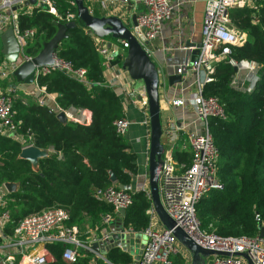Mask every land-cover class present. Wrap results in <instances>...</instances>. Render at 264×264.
<instances>
[{"label":"trees","instance_id":"trees-1","mask_svg":"<svg viewBox=\"0 0 264 264\" xmlns=\"http://www.w3.org/2000/svg\"><path fill=\"white\" fill-rule=\"evenodd\" d=\"M53 2L58 16L35 4L30 10L25 6L17 9L18 29L35 30L23 49L25 55L36 56L55 35L58 23H65L68 13H76L69 0ZM251 2L232 7L229 12L234 27L247 35L246 41L231 46L230 54L215 64L212 80L203 85V94L217 97L226 113L225 119L209 118V129L219 150L217 176L223 188L204 194L196 204V215L203 229L222 236L251 237L259 233L260 226L264 228V0ZM98 38L111 46L117 44L111 35H88L79 24L66 30L55 49L74 68L85 69L89 85L60 70L36 78L37 85L54 94L62 109H88V124L61 122L47 102L25 101L13 92V118L20 138L0 134V186L6 182L16 184L14 191L6 192V206L0 207V212L9 211V220L2 229L7 237L24 216L55 206L69 210L68 225L79 226L87 217L92 228L102 230V216L112 213V207L95 198V189L130 185L137 174L135 153L129 150L124 135L115 131L113 122L125 116L124 105L116 90L103 83L104 60L95 42ZM229 59L257 64L260 80L254 91L230 86L234 70ZM4 60L0 41V62ZM113 62L121 66L123 58L117 55ZM0 84L3 89L13 88L17 84L15 75L0 80ZM23 141L48 151L38 159L35 169L18 156ZM174 157L190 164V151H176ZM109 171L115 174V183L110 182ZM128 192L131 203L122 218L123 226L141 232L149 223L146 211L151 200L140 188ZM2 241L0 236V244ZM47 248L52 255L48 264H106L85 250L79 251L74 262H67L62 259L64 245L60 242L47 244ZM105 257L113 263L133 261L129 252L117 247ZM172 262L188 264L180 253L172 257Z\"/></svg>","mask_w":264,"mask_h":264},{"label":"built area","instance_id":"built-area-1","mask_svg":"<svg viewBox=\"0 0 264 264\" xmlns=\"http://www.w3.org/2000/svg\"><path fill=\"white\" fill-rule=\"evenodd\" d=\"M25 1L28 0H0V26L2 29L12 26L20 46L19 58L15 63L6 60L0 62V80L7 79L19 63L32 58L25 55L23 49L35 30L20 31L17 27V9L24 6ZM84 1L87 3L93 0ZM96 1L101 4L105 12L114 11L115 15L129 26L131 16L125 7L131 0ZM194 2L195 0H139L143 9L134 13L136 26L131 25V29L135 33L136 29L139 30L143 37L141 45L150 57L149 43L160 35L164 23L175 11H186ZM69 3L75 8L74 0H69ZM251 3V0H205L199 54L193 64L187 67L192 77L191 86L193 88L187 98L175 97L171 94V86L168 85L167 77L160 68H157L159 95L164 102L175 108L188 105L195 115V118L191 120L183 115L174 116L166 126H162V135L166 142L162 155L163 165L158 178L160 201L175 227L182 229L200 247L224 253L214 254L208 264H264V236H260L259 233L251 237L222 236L203 229L196 215V204L200 198L213 189L223 188L217 176L219 150L209 129V118L225 119L226 113L217 97L203 94V85L212 80L215 64L230 54L231 46L242 45L247 39V35L237 30L231 23L230 9ZM35 5L58 16L53 0H36ZM68 21H75L77 25L81 24L74 12L66 15L65 22ZM95 42L104 60V70L110 73L108 77H104L103 83L113 88L117 80H120V74L123 71L128 74L126 70L119 68L113 62L117 55L124 58L128 43L118 39L117 44L111 46L100 38L95 39ZM52 58L51 64L38 67L35 71L32 84L44 95L39 103L43 104L46 99H49L52 102L50 109L56 114L62 111L70 121L88 124L91 118L88 109L78 107L62 109L57 104L54 94L47 93L44 87L37 85L36 78L39 74H46L53 70H60L77 81L89 85L85 69L74 68L71 62L59 57L55 52ZM228 62L236 67L230 86L239 91H254L260 80L257 64L246 59L238 62L229 59ZM177 73H186V69L178 68ZM184 89V86L180 87V90ZM13 92L12 87L0 91V134L20 138L16 133L17 123L13 118ZM126 93L130 99L137 102L136 93L132 91ZM143 96L145 100H139V103L148 110L145 91ZM113 124L116 133L125 135L130 123L123 116L116 119ZM179 135H184L183 140L188 145L191 154L189 165L177 161L174 157L172 137ZM31 144L29 141H23L21 149ZM141 190L151 200L148 185L143 186ZM5 195L0 192V207H5L7 204ZM94 196L98 201L112 207V213H105L102 216L101 222L104 226H108L111 220L120 217V210L126 209L131 203V195L128 191L113 186L95 189ZM146 212L150 219L147 227L141 231L146 239L143 242L139 260L133 258L130 263H113L105 256L92 251L91 243L81 240L78 225L67 224L70 212L65 207L43 208L24 216L14 227L11 237L5 236L2 232L9 220L8 209H3L0 212V236L3 239L0 244V264H48L52 255L47 244L55 242L64 245L62 259L67 262H74L79 251L85 250L92 253L95 258L102 259L106 264H173L172 257L179 253L183 255L182 252L186 250L178 243L171 229L162 225L161 228L155 229V226L161 223L152 204ZM258 217L259 215L256 214V218ZM124 232L134 233L126 227H124Z\"/></svg>","mask_w":264,"mask_h":264},{"label":"water","instance_id":"water-1","mask_svg":"<svg viewBox=\"0 0 264 264\" xmlns=\"http://www.w3.org/2000/svg\"><path fill=\"white\" fill-rule=\"evenodd\" d=\"M200 1V0H199ZM199 1L196 3H199ZM36 0H28L24 2V6L35 4ZM76 14L83 27L86 28L88 35L104 37L111 35L115 39H122L128 43L126 54L123 58L121 68L128 72L131 79L142 82L147 99L148 121H149V148H148V189L153 209L161 223L167 229H171L178 243L190 255V264H205V260L214 254H224L215 252L211 249H205L196 244L182 229L175 227L173 220L165 212L159 197L158 178L162 169V155L165 146L162 142V123L160 121V99H159V75L157 73V65L151 59L149 54L141 45L143 37L138 29L136 33L126 25L117 15L96 16L91 13L89 7L84 0H74ZM202 10H204L205 0H201ZM199 3V4H200ZM130 4V3H129ZM16 9V7H14ZM136 15L133 14L131 21L136 26ZM202 19L198 29V39H191L184 43V47L190 50L188 67L197 59L199 47L202 41ZM77 26L75 21L58 23V29L55 35L46 43H44L40 52L30 60L19 63L13 74L17 81L23 84H32L35 79V71L38 67L48 65L53 62L52 55L58 46L59 41L65 36L68 29ZM1 51L7 62L15 63L19 58L20 46L14 33L12 26L0 30ZM236 71V67L233 66ZM181 74H171L168 76V83L173 85L181 81ZM56 118L61 122L70 121L61 111L56 114ZM48 154L46 149H40L31 144L23 147L18 156L30 162L33 169L38 166V159ZM135 176H133V179ZM109 180L116 182V176L109 171ZM4 186L8 192L15 190L14 182H6ZM118 188L126 191L131 190L130 185L118 184ZM126 209L120 210V217L111 220L108 223L109 233L105 234L101 239L93 241L90 245L92 251L106 256V253L114 247L120 248L122 251L129 252V244L132 239V233L124 232L122 217L125 215ZM260 236H264V228L260 226ZM141 251L138 253L140 254ZM130 253V252H129ZM136 260H139L137 256Z\"/></svg>","mask_w":264,"mask_h":264},{"label":"crops","instance_id":"crops-1","mask_svg":"<svg viewBox=\"0 0 264 264\" xmlns=\"http://www.w3.org/2000/svg\"><path fill=\"white\" fill-rule=\"evenodd\" d=\"M198 1L199 0H195L191 8H188L186 11H175L172 14L171 18L164 23L160 35L149 43V47L151 50V59L157 65V68H160L163 71L167 79L171 74H178V68H182V70L186 69V73L181 74L182 77L180 82L173 85L168 84L171 86L170 93L175 97L187 98L193 89L191 86L192 77L187 69L190 50L184 47V43L193 38L198 39V29L201 25V14H203L202 5L200 3L201 0L199 1L200 4L198 3L196 6V3ZM32 5L33 4H29L25 7L30 10L32 8ZM87 6L89 7L92 14H95V11L105 12V9L96 0L87 2ZM125 8L132 18V15L143 9V6L139 3V0H131L130 4H128ZM106 14L115 15V12L113 11ZM130 24L134 27L132 21ZM0 30H2L1 26ZM118 67L121 68V66ZM109 74V71L104 70V77H108ZM135 81L137 80L131 79L129 75L123 71L120 74V80L118 79L113 86L114 90H116L123 102L124 115L130 123L124 137L129 146V150L136 155L137 174L135 175L134 179L132 178V183L130 184L131 190L139 188L141 189L143 186L148 185V110L145 107L141 106L139 103V100H145L143 96L144 86L142 82L137 81L138 83H141V86L135 88ZM182 86L185 87L184 90H180V87ZM13 88L17 96H26L27 99L37 100L38 103L44 96L43 93L40 92L34 84H23L17 81L16 86H13ZM5 89H3L0 84V91H3ZM128 91L136 93V103L128 97L126 93ZM22 99L26 100V98L24 97H22ZM45 102H47L50 106L52 105V102L49 99H46ZM162 105H164V109H162ZM179 115H183L185 118L190 120L195 118L192 108L188 105L183 108H175L173 106L167 105L160 96V121L162 123V126H166L172 117ZM183 138L184 135L172 137L174 153L176 151H189L188 145L183 140ZM162 142L165 145L166 141L163 135ZM0 192L4 193V195L6 194V192H8L4 184L0 186ZM78 228L81 240L87 243H92L93 241L101 239L105 234L109 233L108 226H105L102 230L92 228L91 225H84V229H82L80 226H78ZM142 245L143 243L140 245V251L142 250ZM182 253L187 263L190 264V255L187 253V251H183ZM211 257L212 256L208 257L205 260V264H208V261L211 259Z\"/></svg>","mask_w":264,"mask_h":264},{"label":"rangeland","instance_id":"rangeland-1","mask_svg":"<svg viewBox=\"0 0 264 264\" xmlns=\"http://www.w3.org/2000/svg\"><path fill=\"white\" fill-rule=\"evenodd\" d=\"M108 12L109 11H106V12H104V11L103 12H99V11L96 12L95 11V14H99L101 16H106L107 15L106 13H108ZM129 27L131 28V24H129ZM134 86H135V88H138V87L141 86V83H138L137 81H135ZM22 97L27 99L26 96H22ZM25 101H27V100H25ZM163 106L164 105H162V109H164ZM179 142H181V141H179ZM84 225H88V226L91 225V222H90L89 218H87V217L84 218L83 221L79 224V226L82 229H84ZM158 228H161V224H157V226H155V229H158ZM145 239H146L145 235L142 232H134V233H132V239H131L130 244H129V247H130L129 248L130 249L129 252L133 256L134 259L137 258L138 254H139L138 252L140 251V245L145 241Z\"/></svg>","mask_w":264,"mask_h":264}]
</instances>
